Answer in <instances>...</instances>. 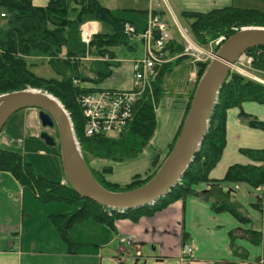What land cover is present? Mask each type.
Returning a JSON list of instances; mask_svg holds the SVG:
<instances>
[{
    "label": "trees",
    "instance_id": "16d2710c",
    "mask_svg": "<svg viewBox=\"0 0 264 264\" xmlns=\"http://www.w3.org/2000/svg\"><path fill=\"white\" fill-rule=\"evenodd\" d=\"M0 13L8 17L5 29L0 24V95L35 89L56 97L71 116L84 159L94 177L105 189L112 192H127L149 182L163 164L157 166L158 157L153 159V165L157 166L155 171L146 177L137 175L126 185L107 180V176L113 173L112 166H105L101 171H96L90 163L93 160L123 163L139 157L147 148L157 128L156 109L165 94L164 79L176 65L189 60L183 55L184 43L181 37L177 35L167 43L165 57L173 59L159 67L152 93H145L136 103L133 118L124 132L117 138L100 135L88 137L85 134V118L79 97L83 93L101 90L98 85L111 77L112 67L117 65L114 63L117 59L116 48L136 49L124 31L126 23H134L120 17L99 0H47L44 7L36 6L34 0H0ZM147 13L148 10L141 11L139 16L146 17ZM153 14L163 19L164 15L159 11L154 10ZM183 16L190 21L189 30L202 46H207L220 35H225L228 39L243 27H264V13L252 9L226 7L209 13L185 12ZM88 21L106 24L111 27L112 33L99 32L87 47L81 41V26ZM218 49L219 47L215 51ZM247 53L254 57V68L264 71V46L253 47ZM34 54H39L42 58L39 61H32L30 57ZM88 55L109 58L98 61V70L94 78H84L81 74L82 60ZM40 64H47L57 78L37 75L33 69ZM208 65L209 61L196 63V81L184 95L188 99L185 116ZM74 79H80L93 86L92 88L77 87L73 84ZM246 102L264 104V86L237 73H230L214 107L208 131L194 161L171 192L152 206L125 212L103 207L77 195L68 183L62 184L35 174L33 166L21 153L1 147L0 173L12 175L23 188L31 191L43 204L57 202L68 205L67 212L53 214L50 218L62 240L72 251L79 248V245L71 240L69 232L77 224L92 220L114 229L116 221L129 220L138 223L144 217H154L175 202L185 201L190 196L198 195L197 188L201 184L213 182L209 174L223 155L226 146L228 111L240 108L241 119L248 121L253 128L264 129V122L242 111V105ZM182 126L183 124L170 146L169 154L174 148ZM55 149L60 156V145ZM242 153L252 160L264 163L263 150L246 149L242 150ZM214 182L244 183L258 188L264 186V166L234 165L228 169L222 180ZM212 208L217 213L229 211L239 216L230 205L223 204ZM260 238L259 235L253 237L256 244L260 243Z\"/></svg>",
    "mask_w": 264,
    "mask_h": 264
},
{
    "label": "crops",
    "instance_id": "0c3cea01",
    "mask_svg": "<svg viewBox=\"0 0 264 264\" xmlns=\"http://www.w3.org/2000/svg\"><path fill=\"white\" fill-rule=\"evenodd\" d=\"M166 1L169 10L160 0H150L149 8L162 13L163 18L171 12L175 17L179 13L185 18V12L209 13L226 7L245 9L236 4L241 0ZM34 4L44 7L47 0H34ZM0 21L3 22L1 17ZM131 21L139 32L146 26V17ZM88 23L102 32L99 22ZM177 35H180L178 30L171 34V39ZM114 63L117 65L112 67L111 77L98 85L99 88H131L132 63ZM188 68L191 75L194 72L191 60ZM190 75L177 89L168 91L164 88L165 94L156 109L157 128L147 151L142 154L147 155L143 167L134 166L123 178L112 177L116 164L123 163L93 160L91 167L101 171L105 166H112L113 173L107 180L120 185L130 183L137 175L151 174L155 170L152 159H166L183 124L188 102L184 95L193 87ZM242 111L264 122V104L246 102ZM240 113L241 110L235 108L227 113L226 146L221 160L209 174L211 180H222L231 166L251 165V159L242 150L264 151V129L251 127L248 121L240 118ZM14 116L12 118L16 119L11 118L0 135V147L21 153L26 161L29 154L38 149L40 156H45L47 151L40 141L43 127L38 110L30 108ZM139 158L134 162L140 163ZM129 163L130 160L124 164L128 166ZM197 192L198 195L175 202L154 217H144L138 223L119 220L114 229L92 220L77 224L80 227L74 226L69 234L79 248L70 251L50 218L53 214L67 212L69 207L57 202L42 205L12 175L0 173V264H264V186L253 188L244 183L210 182L201 184ZM223 204L230 205L242 219L233 212L217 213L212 208ZM30 206L42 208V219H34ZM36 223L39 228L33 227ZM83 228H86L85 236L82 235ZM258 235L260 243L256 244L253 237ZM122 236L132 237L135 246L121 244ZM186 243L195 246V257L191 261H184L182 257ZM145 250L152 255L145 256Z\"/></svg>",
    "mask_w": 264,
    "mask_h": 264
},
{
    "label": "water",
    "instance_id": "95a60500",
    "mask_svg": "<svg viewBox=\"0 0 264 264\" xmlns=\"http://www.w3.org/2000/svg\"><path fill=\"white\" fill-rule=\"evenodd\" d=\"M259 46H264V27L242 28L220 46L197 85L174 148L155 176L138 189L112 192L97 181L83 157L70 114L56 97L47 92L28 89L0 95V135L15 114L37 109L42 127L56 128L59 136L55 138L43 131L40 139L51 148L60 145L63 172L77 195L123 212L150 206L171 192L194 161L231 65L249 49Z\"/></svg>",
    "mask_w": 264,
    "mask_h": 264
},
{
    "label": "rangeland",
    "instance_id": "374dc122",
    "mask_svg": "<svg viewBox=\"0 0 264 264\" xmlns=\"http://www.w3.org/2000/svg\"><path fill=\"white\" fill-rule=\"evenodd\" d=\"M99 1L104 6L115 11L116 14L119 15L120 17L128 19L130 21L131 20L140 21L139 12L147 10L149 8V5H150V0H99ZM160 1L162 3V6L166 7V9L169 10L167 1L166 0H160ZM152 2H153V0H152ZM236 4L243 6V8H245V9L258 10V11H261L264 13V0H241V1H237ZM170 14L171 15L168 16L167 18H163V21L168 26V30H169L170 35L175 33L177 30L179 31V29H181L182 33L185 36V40L187 39L193 45L198 46L200 51L202 52V54L199 55L197 52L193 51V53L201 59V60L196 61L195 63H200V62L205 63V62L210 61L211 59H208L207 54H211L210 52L215 53L214 50L216 47V42L219 40L223 41L226 38V36L220 35V36H218V38L210 41L207 46H202L196 41V39L193 37L192 33L190 32V30H189L190 22L187 19L183 18L179 13H177L176 17L174 16V14L172 12ZM1 19H3V22L0 24L5 29L7 27L8 17L1 18ZM252 27H254V26H252ZM243 28H245V27H243ZM102 33H112L111 27L106 25V24L102 25ZM134 40L132 43H134L136 46L135 50H126L125 48H116V53H117V59L116 60L117 61H119L121 63L122 62L129 63V62H133L134 60L141 59L143 57V46H142L141 40L140 39H136V41H134ZM187 40H186V42H187ZM183 43H184L183 55H186L192 62V59L195 58L192 55V50L189 52L190 54L188 55L186 52V47H188V43H187V45L185 44L184 41H183ZM64 55H65V51L63 52V56ZM41 58L42 57L39 56V54H34L33 56L30 57V59L32 61H34V60L39 61ZM108 59L109 58H96L94 55H88L85 59L82 60V66H81L82 77L94 78L96 76V72L98 70V61H100V60L104 61V60H108ZM192 66H194L193 63H192ZM188 67H189V60H184L181 63H179L178 65H176L173 68L172 72L169 73L165 77L164 88L168 91H171L172 89H174V90L177 89L178 85L183 83L184 79L190 75V70ZM193 70H195V72H197L196 64H195V67L193 68ZM33 71L41 77L57 78L54 71L47 64H44V65L40 64V66L35 67L33 69ZM246 71L247 72H245L243 74H241V73H239V74L241 76L245 77L246 79H249L251 81H254V82L264 86V71L255 69L253 66V63H252V67ZM235 109H240V108H235ZM14 117H16V116H14ZM12 119H16V118H12ZM184 119H185V117H184ZM11 121H13V120H11ZM44 130L47 131L50 135L57 138V129L56 128H53V129H43L42 128V131H44ZM40 141L42 143H44V145H45V148L47 151L45 156H40V154L38 153V150H39L38 149L37 151H35V152L32 151V153L29 154L27 162L33 166L35 174L43 176L44 178H48V179L55 181V182L67 184L68 180L65 177V174L63 172L62 164H60L61 158L58 154V151L55 148H51V147L47 146L42 139H40ZM145 150L147 151V148ZM145 150L143 151V153L145 152ZM141 155L139 156L140 158L139 157L135 158V159H138V158L141 159V160H138V161H140V163H136V162H134L135 159H131L128 166H125V165H127V164H124L125 162H123L122 165L116 164V172L114 173V175H112V177L114 176L113 178H115V177L116 178H123V176L126 175V172L128 174L129 169L133 168L134 166L143 167V165H145V163H143V161L145 162L147 155H144V156L142 155V158H141ZM54 159H56L57 164H56ZM153 159H152V165H153ZM58 161H60V162H58ZM101 161L105 162V163L108 162L106 160H101ZM163 162H164L163 160L162 161L159 160L157 166ZM249 162L254 163V164L251 163V165L264 166V163L262 164L260 162L255 161V160H252V159ZM157 166H154L155 170H156ZM125 169H127V170H125ZM112 180H116V179H112ZM213 182H214V180H213ZM116 184H118V183H116ZM31 195L34 196V194H31ZM35 200L41 204V202L38 199H35ZM56 204H59V203H56ZM61 204L64 207H68V205L65 203H61ZM32 205H33V203H32ZM36 205H38V204H36ZM42 205H44V204L42 203ZM37 207L38 208H35V207L33 208L32 206H30V209L33 208L32 211L35 214L34 219L40 220V219H42V216H44V215H43L42 210H40L42 208H40L39 206H37ZM147 218H151V217H147ZM33 227L39 228L40 225L38 223H36V224H33ZM79 227L80 226H78V225L75 226L76 229H78ZM85 233H86V228H83L82 229V235L85 236L86 235ZM132 241L135 242L134 239ZM133 246H135V245L132 242V247ZM143 252H144L145 256L146 255L147 256L152 255V253L150 251L145 250ZM195 252L196 251L194 250V253Z\"/></svg>",
    "mask_w": 264,
    "mask_h": 264
},
{
    "label": "built area",
    "instance_id": "2783aa9c",
    "mask_svg": "<svg viewBox=\"0 0 264 264\" xmlns=\"http://www.w3.org/2000/svg\"><path fill=\"white\" fill-rule=\"evenodd\" d=\"M2 17H5V14H2ZM124 31L131 40L141 39L144 49L143 57L133 62V83L130 89L83 93L79 97V104L85 118V134L88 137L97 135L118 137L122 134L133 118L136 103L145 93L152 92L153 83L158 77L159 67L169 62L165 58L164 52L166 44L170 40L168 26L154 16L151 11L146 20V28L142 33L139 34L130 23L125 24ZM97 32L95 26L91 24L84 26L81 32L82 42L89 45ZM221 42V40L217 41L216 46ZM187 43V54H190L189 52L192 50V55L195 57L194 61L201 60L193 53L194 51L199 55L202 54L199 47L190 43L189 40ZM210 53L207 54L208 59L214 57V53ZM253 61L252 56L244 54L233 65L232 70L243 74L252 67ZM73 84L77 87L83 86L79 79H74ZM132 240V237L123 236L120 242L132 246V242L134 243ZM193 256V245L186 244L183 248V258L189 260Z\"/></svg>",
    "mask_w": 264,
    "mask_h": 264
}]
</instances>
